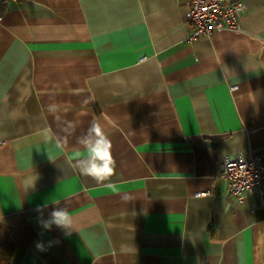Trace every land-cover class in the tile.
<instances>
[{"label":"crops","instance_id":"0c3cea01","mask_svg":"<svg viewBox=\"0 0 264 264\" xmlns=\"http://www.w3.org/2000/svg\"><path fill=\"white\" fill-rule=\"evenodd\" d=\"M224 1L239 30L192 41L188 0L0 2L11 264H264V197L217 178L226 156L264 161V0ZM93 122L115 160L102 183L76 162ZM57 208L73 224L46 230Z\"/></svg>","mask_w":264,"mask_h":264},{"label":"built area","instance_id":"2783aa9c","mask_svg":"<svg viewBox=\"0 0 264 264\" xmlns=\"http://www.w3.org/2000/svg\"><path fill=\"white\" fill-rule=\"evenodd\" d=\"M20 0H0L6 2ZM187 20L192 25L188 38L194 40L200 35H210L223 30H239L240 15L243 6L234 1L224 0H188ZM217 178L228 186L230 195L242 201L247 194L258 193L264 197V161L259 156L245 158L242 153L235 157L226 156L219 164Z\"/></svg>","mask_w":264,"mask_h":264},{"label":"clouds","instance_id":"9594fccd","mask_svg":"<svg viewBox=\"0 0 264 264\" xmlns=\"http://www.w3.org/2000/svg\"><path fill=\"white\" fill-rule=\"evenodd\" d=\"M78 143L85 150L80 157L78 153L77 164L82 175L90 177L97 183L106 182L114 174L115 160L112 156V143L99 122H93L87 132L79 137ZM34 186V182L30 185ZM73 218L64 208L54 209L50 213V219L42 224L46 230L52 225L67 230L71 228ZM37 248H41L37 244Z\"/></svg>","mask_w":264,"mask_h":264},{"label":"trees","instance_id":"16d2710c","mask_svg":"<svg viewBox=\"0 0 264 264\" xmlns=\"http://www.w3.org/2000/svg\"><path fill=\"white\" fill-rule=\"evenodd\" d=\"M7 236V228L0 225V264H11L13 246Z\"/></svg>","mask_w":264,"mask_h":264}]
</instances>
